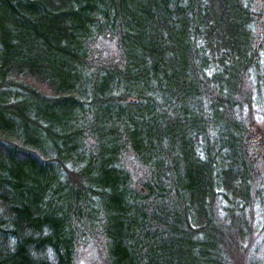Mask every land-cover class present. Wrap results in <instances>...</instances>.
I'll use <instances>...</instances> for the list:
<instances>
[{
  "label": "trees",
  "instance_id": "obj_1",
  "mask_svg": "<svg viewBox=\"0 0 264 264\" xmlns=\"http://www.w3.org/2000/svg\"><path fill=\"white\" fill-rule=\"evenodd\" d=\"M263 55L264 0H0V264L238 263Z\"/></svg>",
  "mask_w": 264,
  "mask_h": 264
},
{
  "label": "rangeland",
  "instance_id": "obj_2",
  "mask_svg": "<svg viewBox=\"0 0 264 264\" xmlns=\"http://www.w3.org/2000/svg\"><path fill=\"white\" fill-rule=\"evenodd\" d=\"M260 31V28L258 29ZM101 58H117L119 56L117 47L113 40H101L97 42ZM261 70L264 72V55L261 56L260 60ZM253 115V128L259 131V136H264V85L261 86L260 92L255 96L254 109L252 111ZM258 133V132H257ZM256 136L254 141L259 142L260 137ZM255 145V144H254ZM257 153L254 159H256L255 171L257 177L264 179V141L258 148H256ZM123 161L132 171L135 184L146 177V170L139 162L134 158L133 154L129 151L123 153ZM139 186V185H138ZM262 201L259 202L249 215V224L252 227V239L248 242V245L244 246V250L249 252L256 245H260L258 251L254 253H249L251 256H262L264 254V192ZM238 254L236 264H247L246 258L247 254ZM105 254L102 241L98 238H92L87 242V244L82 245L78 248L76 253V263L77 264H104Z\"/></svg>",
  "mask_w": 264,
  "mask_h": 264
},
{
  "label": "water",
  "instance_id": "obj_3",
  "mask_svg": "<svg viewBox=\"0 0 264 264\" xmlns=\"http://www.w3.org/2000/svg\"><path fill=\"white\" fill-rule=\"evenodd\" d=\"M140 191H143V188H140Z\"/></svg>",
  "mask_w": 264,
  "mask_h": 264
}]
</instances>
